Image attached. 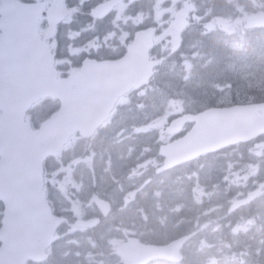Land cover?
I'll list each match as a JSON object with an SVG mask.
<instances>
[{
  "label": "rangeland",
  "instance_id": "obj_1",
  "mask_svg": "<svg viewBox=\"0 0 264 264\" xmlns=\"http://www.w3.org/2000/svg\"><path fill=\"white\" fill-rule=\"evenodd\" d=\"M257 40V39H256ZM258 41V40H257ZM251 48L255 51V52H260V51H262V49H263V46H261V45H258V46H256V45H254V46H251ZM255 57V55H253L252 56V58H254ZM253 60H255V59H253ZM254 63H256V62H254ZM217 171H219V168L217 167V166H207L206 168H204L203 169V173L204 174H206V175H208V176H210L212 173H216ZM128 199H130V200H133L134 198H135V196H134V194L132 193L130 196H128L127 197ZM188 214H192V215H196V211H194V210H189L188 211ZM135 218H139L137 215H135ZM252 250H254V247L252 246ZM246 253L249 255L250 253H251V248L250 247H248V248H246ZM197 261V260H196ZM258 262L260 263V264H263L261 261H260V259L258 260ZM198 263V262H197ZM195 261H191L189 264H197Z\"/></svg>",
  "mask_w": 264,
  "mask_h": 264
},
{
  "label": "bare ground",
  "instance_id": "obj_2",
  "mask_svg": "<svg viewBox=\"0 0 264 264\" xmlns=\"http://www.w3.org/2000/svg\"><path fill=\"white\" fill-rule=\"evenodd\" d=\"M254 45H256V46L261 45L262 46V44L259 41H257L256 39H253L252 43L250 44V46H254ZM260 261L264 264V260L262 258H260Z\"/></svg>",
  "mask_w": 264,
  "mask_h": 264
},
{
  "label": "trees",
  "instance_id": "obj_3",
  "mask_svg": "<svg viewBox=\"0 0 264 264\" xmlns=\"http://www.w3.org/2000/svg\"><path fill=\"white\" fill-rule=\"evenodd\" d=\"M261 258L264 260V254H263V256Z\"/></svg>",
  "mask_w": 264,
  "mask_h": 264
}]
</instances>
